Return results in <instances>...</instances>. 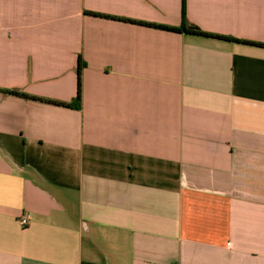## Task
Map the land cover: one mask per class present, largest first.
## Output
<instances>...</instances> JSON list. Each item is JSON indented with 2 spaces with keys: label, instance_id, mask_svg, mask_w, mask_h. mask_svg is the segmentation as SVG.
<instances>
[{
  "label": "crops",
  "instance_id": "0c3cea01",
  "mask_svg": "<svg viewBox=\"0 0 264 264\" xmlns=\"http://www.w3.org/2000/svg\"><path fill=\"white\" fill-rule=\"evenodd\" d=\"M136 22L264 44V0H0V264H264V48Z\"/></svg>",
  "mask_w": 264,
  "mask_h": 264
},
{
  "label": "trees",
  "instance_id": "16d2710c",
  "mask_svg": "<svg viewBox=\"0 0 264 264\" xmlns=\"http://www.w3.org/2000/svg\"><path fill=\"white\" fill-rule=\"evenodd\" d=\"M100 17H103L102 15H98ZM139 25H143V26H148V27H152V28H157L160 30H164V31H168V32H173V33H179V34H188V35H194V36H201V37H208V38H217V39H222V40H226V41H231V42H235V43H241V44H246V45H251V46H257V47H263L264 48V44L262 43H255V42H251V41H246V40H240V39H236V38H232V37H226V36H219V35H214V34H210L207 32H204L203 30H201L199 27L194 26V25H188V24H183L180 27H172V26H163V25H155V24H149V23H143V22H136ZM81 70L82 68L79 69V89H78V96L75 100L76 105L74 106L73 103L68 104V103H62V102H56V101H48L52 104L55 105H60V106H74L77 109L81 108ZM8 94H13V95H17V96H23L26 97V95L17 92V91H6Z\"/></svg>",
  "mask_w": 264,
  "mask_h": 264
},
{
  "label": "built area",
  "instance_id": "2783aa9c",
  "mask_svg": "<svg viewBox=\"0 0 264 264\" xmlns=\"http://www.w3.org/2000/svg\"><path fill=\"white\" fill-rule=\"evenodd\" d=\"M21 225L23 226V227H26V226H28V224H29V219L28 218H26V217H23L22 219H21Z\"/></svg>",
  "mask_w": 264,
  "mask_h": 264
}]
</instances>
